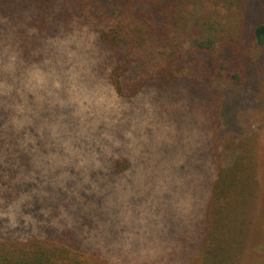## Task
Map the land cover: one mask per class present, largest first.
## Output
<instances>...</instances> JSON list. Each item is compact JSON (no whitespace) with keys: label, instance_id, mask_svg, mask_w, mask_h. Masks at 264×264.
Masks as SVG:
<instances>
[{"label":"rangeland","instance_id":"obj_1","mask_svg":"<svg viewBox=\"0 0 264 264\" xmlns=\"http://www.w3.org/2000/svg\"><path fill=\"white\" fill-rule=\"evenodd\" d=\"M2 2L0 237L52 228L108 264H192L215 168L257 131L260 205L241 264H264V59L242 87L209 82L192 58L193 90L119 97L93 33L40 37Z\"/></svg>","mask_w":264,"mask_h":264},{"label":"trees","instance_id":"obj_2","mask_svg":"<svg viewBox=\"0 0 264 264\" xmlns=\"http://www.w3.org/2000/svg\"><path fill=\"white\" fill-rule=\"evenodd\" d=\"M2 4L9 15L18 7L26 12L31 18L27 27L40 37L93 33L103 56L99 75L119 97H126L127 89L135 96L140 86H187L182 70L192 58L209 82L216 79L242 87L264 59V0H3ZM12 24L16 23L10 24L13 28ZM260 137L257 131L240 137L231 162L215 168L203 212V240L192 264H241L260 205ZM0 264L108 263L72 235L50 228L1 236Z\"/></svg>","mask_w":264,"mask_h":264}]
</instances>
